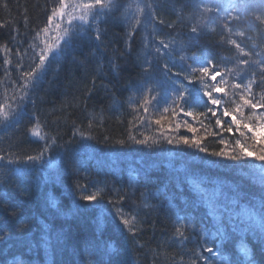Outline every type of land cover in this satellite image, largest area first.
Masks as SVG:
<instances>
[{
	"label": "trees",
	"instance_id": "trees-1",
	"mask_svg": "<svg viewBox=\"0 0 264 264\" xmlns=\"http://www.w3.org/2000/svg\"><path fill=\"white\" fill-rule=\"evenodd\" d=\"M151 1L154 16L158 17L153 28L147 27L144 18H133L139 15L131 11L130 0H114L113 12L80 29L77 36L83 35L69 39L62 37L60 24L54 27V21L48 19L53 8L60 9L61 0H0V155L6 157L0 163V229L8 233L6 239L0 238V251L5 253L0 264H12L14 258L23 264H95L96 256L85 251L89 245L92 248L99 245L105 258L115 257L120 251L119 259L126 260L127 264H180L181 261L191 264L193 251H201L199 245L207 244L208 234L193 216V206L210 193L199 191L197 173L212 178L214 184H206L211 190L219 191V186L231 184L236 188L229 192L231 197L245 198L247 207L252 210L264 206L256 204L264 199V161L244 156L236 144L239 140L248 151L259 153L264 148V130L256 141L246 129L232 125L229 132L217 126L216 118L224 120L225 127L231 124L230 118L211 117L206 113V98L199 85H192L189 99L185 101L188 104L185 111L193 112L194 116L180 112L181 105L170 103V89H174L175 84L160 77L159 65L167 60L154 54L159 40L174 39L186 45L185 51L178 53L188 64L194 61L198 64L201 59L212 57L223 70L225 65L235 69L237 61L245 58L259 61L264 56V9L254 7L250 0L245 10L244 0H236L240 19H223V13L217 19L215 12L203 11L215 8V0ZM63 3L68 13L75 11L76 1L63 0ZM160 20L164 21V26L159 25ZM169 24L171 28L166 27ZM224 24L231 33L221 27ZM192 27L201 31L199 40L189 41ZM44 28L48 29L46 33ZM97 32L102 33V43L94 38ZM240 32L244 33L243 37ZM129 33L130 42L126 44ZM53 37L63 40L65 46L44 55V62L40 63L39 57L42 51L45 54L46 45L52 43ZM230 40L239 43L250 56L239 53ZM145 59L155 65L151 79L160 80V96L154 82H145ZM240 67L246 84L255 69L246 65ZM25 71L32 74L24 77ZM197 78L198 74H193L190 79ZM225 79L228 85L238 82V78L231 76ZM231 91L229 88V95ZM252 91L257 97L261 94L255 84ZM155 97H158L156 101ZM42 102H46L45 106L41 105L43 110L59 112L58 127L66 126V144L59 143L47 131L41 120ZM225 106L229 111L235 107L222 102L221 109ZM261 115L264 109L244 108L237 118L259 127ZM157 118L167 119L163 129L155 126ZM23 125L25 129L21 128ZM189 125L196 129L194 133L188 131ZM35 130L40 133L39 139ZM81 132L92 137V158L73 146L81 145ZM182 137L201 139L207 153L184 146L180 143ZM168 139L173 143H167ZM139 140H146L147 145L137 143ZM122 147L142 153L143 167L141 159L134 165L133 159L119 162L118 157L112 158ZM221 150L240 155V161L211 155ZM41 152L43 156L35 164L28 161V155L38 156ZM67 156L81 179L73 184L86 186L76 194L78 198L89 194L97 196L96 202L81 207L80 212L65 198H50L54 186L47 181L60 177ZM185 165L190 170L177 175ZM32 172L41 177L27 189H20V179ZM118 190L128 195L123 205L125 218L131 219L129 213L135 211L142 221L138 227H142L143 232L131 251L127 241L120 237L122 229L109 204L110 200L117 199ZM32 191L47 196L39 202ZM80 203L88 202L81 199ZM260 211L264 216V210ZM24 216L35 221L26 225L30 227L27 237L17 236L13 231ZM206 216L208 220L213 218ZM63 217L66 218L63 225H68L70 230V235H65L66 255L70 257L65 255L60 259L49 246L45 255H32L42 241H59L64 230L59 221ZM174 228L189 235L184 245L173 240ZM51 229L52 234H49ZM22 243L28 248H23ZM251 247L256 263L264 264V245ZM222 255L225 259L221 264L239 259L235 250L224 245ZM215 264L220 263L215 260Z\"/></svg>",
	"mask_w": 264,
	"mask_h": 264
},
{
	"label": "snow or ice",
	"instance_id": "snow-or-ice-1",
	"mask_svg": "<svg viewBox=\"0 0 264 264\" xmlns=\"http://www.w3.org/2000/svg\"><path fill=\"white\" fill-rule=\"evenodd\" d=\"M250 0H244L243 8L246 10L249 7ZM251 3L254 7H259L264 9V0H251ZM102 0H93V3L86 4L84 7L86 9L91 10L95 5H101ZM64 3L63 0H61V7L59 10L56 8L52 9V16H50L49 22L52 21L53 17H62L64 15ZM205 12H215L217 19L221 18V14L227 9L224 8L223 5L217 4L215 8H205L203 9ZM84 17H81L83 19ZM155 19L154 17L152 18ZM223 19H228V17H223ZM236 20H239L240 17L237 15L235 17ZM139 23V21H137ZM203 19H201V24H203ZM159 25L164 26V21L160 20ZM2 26V25H0ZM166 27L171 28L172 26L169 24ZM222 28H225L228 30L229 33H231V29L227 27V24H224L221 26ZM43 31L46 33L48 31L47 28H44ZM38 35V33H37ZM239 35L241 37L244 36L243 32H240ZM95 40L102 43V33L97 32L95 34ZM131 34H128V39L126 40V44L130 42ZM201 38V31L197 27H192L190 29V35H189V41L191 40H199ZM229 43L233 44L235 46V49L242 53L245 57H249L250 53L244 52V49L241 47L239 43H237L235 40H230ZM190 46V45H188ZM4 47H7V43L4 45ZM186 45H184L182 42H177L174 39H169L165 41L164 39L159 40L158 44L154 48V54L157 58L160 59H166L167 62L162 63L159 65L161 72L160 77L161 79L171 81L175 84V88L171 90L170 93V101L173 105H181L180 112H183L187 116H194L193 112L191 111H185V108L188 106V104L185 103L186 100L189 99V85H199L200 91L203 94V97L206 98V102L204 104V108L206 110L207 114H210L211 117H218V115H222L225 118H230L231 124L228 127H225L224 120L220 118L215 119V124L219 126L220 128L231 132L232 131V125H234L237 129L243 128L246 129L249 133H251V138L253 140L259 141L261 136V131L264 130V115H261L258 117V119L261 121L259 127H257L254 124L250 123H244L243 120L237 118V114L241 112L242 109L247 108L251 110H257V109H264V56H261V59L259 61H251L248 58L238 60L237 61V67L235 69L227 68L225 65V68L222 70L218 63L215 62L214 58L212 57H206L204 59H201L199 63L197 64L196 61L193 62V64H188L186 58L183 55H180V58L177 59V53H182L185 51ZM45 59V56L43 54V51L39 57L40 63H43ZM19 62V61H18ZM8 61H5V64H7ZM143 67V72L145 73V82L148 83H155V90L159 93V96L161 95V83L160 80L155 79L154 81L151 79V75L153 73V70L155 68V65L152 61L145 59ZM241 65H246L249 69H255L250 75L252 78L248 79V82L244 83V77L241 76V72L243 69L240 67ZM5 72L8 71L7 68L4 69ZM32 73L30 71H25L23 73L24 77L30 76ZM193 74H198L197 79H190V77ZM233 77L238 78V82L228 85V81L225 79V77ZM259 77V79H256V77ZM207 80V83H205V79ZM260 89V96L257 97L256 94L252 91L253 85ZM225 85H228V87H225ZM229 88L232 90L231 95H229ZM149 91H152V89H149ZM91 95V92L89 93ZM158 96V97H159ZM158 97H155V101ZM222 102L225 105H235V107L232 108L231 111H229V107L225 106L221 109ZM147 111V109H144ZM167 111V109H165ZM156 124H161L160 120L156 121ZM189 132H195L196 129L192 127L191 125L188 126ZM243 134V133H241ZM37 135H39L37 133ZM73 135H76V132H73ZM81 139H91V136H84L83 133H80ZM54 143V142H53ZM121 143H124V141H121ZM137 143L141 145H147L146 140H139ZM167 143L172 144L173 140L168 139ZM180 143H182L184 146L192 147L200 152L207 153V148L202 146V140L196 137H193L191 140L188 137H182L180 140ZM221 143H224V141H221ZM236 144L240 146L241 153L246 157H255V159L264 161V148H261L259 153H254L252 151H248L244 145L240 143L239 140L236 141ZM45 147H48L46 144ZM211 155L216 157H222L226 159H230L232 161L239 162L240 161V155L233 153L226 152L225 150L212 152ZM43 156V152H41L38 156H32L28 155L27 159L28 161H31L33 164L36 163L37 160L41 159ZM6 157L3 155H0V161H5ZM9 163H14L12 161H9ZM86 188V186H85ZM85 188H81L78 184H72L68 188V192L70 194L76 195L78 192L84 191ZM83 201L88 202L87 204H81L79 201H76L77 207H87L88 204H91L93 202L97 201L96 195H84L81 198ZM128 200V195L124 191L118 190V196L116 200H110L109 204L112 208V215L117 217L119 224L121 226V232L120 237L121 239L127 241L129 251H131L133 248H135L138 244V237L143 232L142 227H138V224H140L142 221L139 218V215L137 212L132 211L129 213L131 216V219L125 218L123 215V205ZM53 206H55V202H53ZM150 207V206H149ZM57 211H60L57 209ZM15 214V211L13 212ZM34 218L30 216H24L21 218L19 222V226L14 228L13 231H15L17 236L21 237H27L30 232V227H26V225L30 226L34 223ZM8 236V233L0 229V238L6 239ZM173 240L180 244L184 245L186 241L189 240V235L186 234V231L182 232L179 228H174L173 232ZM260 241L261 244L264 245V230H262L260 235ZM201 251H193V259L191 261V264H215V259L219 256H222V253L220 252L219 248H214L212 246H208L206 243H201L199 245ZM86 252H91L93 255L96 256L95 264H127L126 260L119 259V257L122 255L120 251H117L115 253V257L108 256L105 258L104 253L99 248V245H97L95 248H92L91 245L85 248ZM204 253L211 254L205 255ZM12 264H23V261L14 258L12 261ZM180 264H183V261L180 262ZM225 264H229V262H225ZM230 264H243L242 261L239 259H234L230 262ZM247 264H255L254 259H249Z\"/></svg>",
	"mask_w": 264,
	"mask_h": 264
},
{
	"label": "bare ground",
	"instance_id": "bare-ground-1",
	"mask_svg": "<svg viewBox=\"0 0 264 264\" xmlns=\"http://www.w3.org/2000/svg\"><path fill=\"white\" fill-rule=\"evenodd\" d=\"M140 77H142V75H139ZM139 76H137L138 78H140ZM53 78H57L56 76L53 75ZM46 102H42L40 104V113H41V120L45 123L46 127H47V131L49 132V134L55 138L59 143H65L67 141L68 138V134L66 131V126L63 124L60 128L58 127V122L57 119L59 118V112H48L46 110L42 109V106L45 104ZM42 105V106H41ZM45 106V105H44ZM75 113V112H73ZM76 114V113H75ZM76 118V117H74ZM28 125H32V122H28ZM45 125L43 124V127H45ZM22 129H25V125H23L21 127ZM59 128V129H56ZM56 132V133H53ZM48 135V134H47ZM49 136V135H48ZM52 137H49L52 139V141L54 142V139ZM24 146H27L26 143H24ZM86 156H88L89 158H92L93 156L86 153ZM66 164L65 167L63 169V171L61 172V175L59 178H56L54 180H50L47 181L50 184H52L54 186V190L52 192V194H50V198H53L52 200H62L63 198L66 199L67 202H71L72 205L77 206L76 201L81 202V199L78 198L77 195L74 194H70L68 192V188L69 186H71V183L73 184V182H75V180H81L78 171L75 169L74 167V163L72 161V159H70V157H66ZM59 176V175H57ZM41 177V175L37 172H32L28 175H26L25 177L20 179V189H27L28 186H30L33 182H35L36 180H38ZM78 184L79 183H75ZM31 194H35V199L36 201H41L43 200L44 196L47 195H40V194H36L35 191H32ZM45 209L44 206H42L41 210L43 211ZM81 207L78 208V212H80ZM201 218H202V223H204L205 221H208V218L206 215L200 214ZM66 218H61V220L59 221V224L61 226L63 230V232L61 233L60 239L58 242H46V241H42L40 243V247L38 250L32 251L31 254L34 256H40V255H45V251L47 249V246L53 248V251L55 252V254L60 258V259H64L65 255H66V241H65V235L69 236L70 235V230L68 229V225H66V227L63 225V223H65ZM52 229L49 231V234H52ZM23 248H28V245L26 243H22L21 245ZM1 250V247H0ZM0 261L1 259L4 257L5 253H3L2 251H0ZM66 257H70L69 255H66Z\"/></svg>",
	"mask_w": 264,
	"mask_h": 264
},
{
	"label": "rangeland",
	"instance_id": "rangeland-1",
	"mask_svg": "<svg viewBox=\"0 0 264 264\" xmlns=\"http://www.w3.org/2000/svg\"><path fill=\"white\" fill-rule=\"evenodd\" d=\"M86 4H90V3H84V5H86ZM84 10H86V8L85 7H82V6H78V13L77 14H82V16L81 17H85V16H89V15H92L93 13H94V10L95 9H91V10H89V11H87V12H85V13H82ZM67 13H68V9H66L65 7H64V15L62 16V17H54L53 18V21H54V27H56V24L59 22V23H61V24H63L65 21H66V19H67ZM222 16V15H221ZM79 18V17H78ZM81 19V18H80ZM81 20H83V21H85V19L83 18V19H81ZM53 32L54 33H56V29H54L53 30ZM61 33H63V30H61Z\"/></svg>",
	"mask_w": 264,
	"mask_h": 264
}]
</instances>
